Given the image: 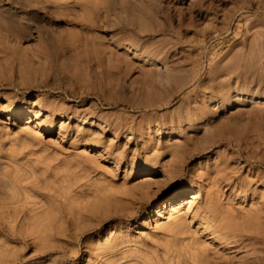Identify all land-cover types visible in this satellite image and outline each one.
<instances>
[{"label": "rangeland", "instance_id": "374dc122", "mask_svg": "<svg viewBox=\"0 0 264 264\" xmlns=\"http://www.w3.org/2000/svg\"><path fill=\"white\" fill-rule=\"evenodd\" d=\"M210 198L264 207V0H0V264H222Z\"/></svg>", "mask_w": 264, "mask_h": 264}, {"label": "bare ground", "instance_id": "6f19581e", "mask_svg": "<svg viewBox=\"0 0 264 264\" xmlns=\"http://www.w3.org/2000/svg\"><path fill=\"white\" fill-rule=\"evenodd\" d=\"M10 115L19 116L20 110L11 111ZM31 115L33 119L29 117L27 119V123L32 120L39 119L36 112ZM49 117L50 122L56 119L54 113L50 114ZM46 123L48 124V122ZM36 128L39 131H51V127L47 126L42 121H38L36 123ZM159 174L161 176L166 175L163 170L157 169L142 175L141 180L143 185L146 187L153 185L155 183L154 177ZM225 180L226 178L224 176H220L219 179L215 181V186L217 184V187H219ZM198 198L199 196L197 192L189 194L185 191L174 193L157 206V208L161 206L158 208V217H161L163 208H168V216L171 217L179 212L180 207L188 205L189 203H194V201ZM213 199L210 198L209 201H206L207 203L203 207V210L206 211L209 225L213 228L210 231V235L212 236V239L215 240V243H221L224 245L223 249H232L234 255L231 260L228 259L223 261L222 264H233L236 262L238 264H264V207L255 209L253 214L246 217L239 215V213L233 214L232 210L229 211L220 208L218 200L216 201V198L214 200ZM237 218L240 222L237 221ZM114 247L115 243L107 248L113 249ZM199 252L201 259H199L200 262L196 264H215L211 261L213 255H211L207 250H200ZM236 252L241 253V258L235 257ZM233 258L240 259L236 261Z\"/></svg>", "mask_w": 264, "mask_h": 264}]
</instances>
